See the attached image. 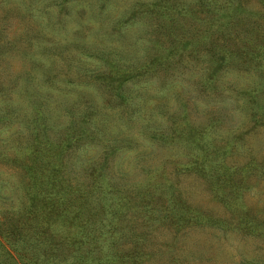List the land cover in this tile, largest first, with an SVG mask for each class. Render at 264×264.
Returning a JSON list of instances; mask_svg holds the SVG:
<instances>
[{
  "label": "rangeland",
  "instance_id": "374dc122",
  "mask_svg": "<svg viewBox=\"0 0 264 264\" xmlns=\"http://www.w3.org/2000/svg\"><path fill=\"white\" fill-rule=\"evenodd\" d=\"M0 264H264V0H0Z\"/></svg>",
  "mask_w": 264,
  "mask_h": 264
},
{
  "label": "trees",
  "instance_id": "16d2710c",
  "mask_svg": "<svg viewBox=\"0 0 264 264\" xmlns=\"http://www.w3.org/2000/svg\"><path fill=\"white\" fill-rule=\"evenodd\" d=\"M21 259H22V260L34 259V256H33V255H28V256H24V255H22V256H21Z\"/></svg>",
  "mask_w": 264,
  "mask_h": 264
}]
</instances>
